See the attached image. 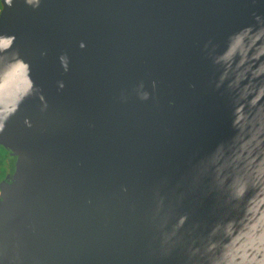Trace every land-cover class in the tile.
Here are the masks:
<instances>
[{
	"label": "water",
	"instance_id": "1",
	"mask_svg": "<svg viewBox=\"0 0 264 264\" xmlns=\"http://www.w3.org/2000/svg\"><path fill=\"white\" fill-rule=\"evenodd\" d=\"M0 264H264V0H1Z\"/></svg>",
	"mask_w": 264,
	"mask_h": 264
},
{
	"label": "rangeland",
	"instance_id": "2",
	"mask_svg": "<svg viewBox=\"0 0 264 264\" xmlns=\"http://www.w3.org/2000/svg\"><path fill=\"white\" fill-rule=\"evenodd\" d=\"M7 170H8L7 153L0 151V179H2L5 176Z\"/></svg>",
	"mask_w": 264,
	"mask_h": 264
},
{
	"label": "flooded vegetation",
	"instance_id": "3",
	"mask_svg": "<svg viewBox=\"0 0 264 264\" xmlns=\"http://www.w3.org/2000/svg\"><path fill=\"white\" fill-rule=\"evenodd\" d=\"M1 8H2V4H1V0H0V10H1ZM0 147L3 148L4 150H6L2 145H0ZM8 158H9V155H8V153H7V162H8ZM7 171H8V170H7Z\"/></svg>",
	"mask_w": 264,
	"mask_h": 264
},
{
	"label": "trees",
	"instance_id": "4",
	"mask_svg": "<svg viewBox=\"0 0 264 264\" xmlns=\"http://www.w3.org/2000/svg\"><path fill=\"white\" fill-rule=\"evenodd\" d=\"M0 151H3V152H5V153H7V151H6V150H4L3 148L1 149V147H0Z\"/></svg>",
	"mask_w": 264,
	"mask_h": 264
}]
</instances>
